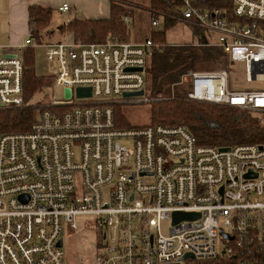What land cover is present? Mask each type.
<instances>
[{"label":"built area","instance_id":"built-area-1","mask_svg":"<svg viewBox=\"0 0 264 264\" xmlns=\"http://www.w3.org/2000/svg\"><path fill=\"white\" fill-rule=\"evenodd\" d=\"M199 1L181 0L180 21L208 42L183 46L218 50L219 67L177 86L185 100L248 113L264 130V86L230 80L264 85V0H233L230 16ZM123 23L128 36L102 43L29 37L0 48V111L27 106L28 49L45 50L54 91L30 132L0 136V264H264V142L222 151L184 126L120 128L116 106L166 100L145 97L161 45L133 41V21ZM177 214L199 217L175 223ZM81 233L87 257L72 250Z\"/></svg>","mask_w":264,"mask_h":264},{"label":"trees","instance_id":"trees-1","mask_svg":"<svg viewBox=\"0 0 264 264\" xmlns=\"http://www.w3.org/2000/svg\"><path fill=\"white\" fill-rule=\"evenodd\" d=\"M111 17L97 21H73L60 28L62 33H72L76 41L84 44L102 43L109 36L126 37L129 30L124 18L134 24L132 8L138 7L151 13L153 19H162L165 31L151 33L150 39L161 45L147 68V89L152 99H166L151 104L153 124L149 126H184L200 146L218 149L264 142V130L248 113L211 105L191 103L185 100L181 87L177 86L185 74L198 71L205 65H217L221 53L216 49L193 46H171L166 41V31L180 22L181 0H150L147 8L127 6L126 2L112 0ZM203 9H222L230 16L233 0H200ZM53 18L51 10L32 7L29 10V29L32 39L41 43L42 34ZM198 30V29H196ZM198 32H201L198 30ZM35 50L28 49L24 58L23 93L26 105L45 87L53 85L51 77H39L36 72ZM215 63V65H214ZM202 67V68H201ZM171 94V97L168 96ZM168 98V99H167ZM174 98V99H173ZM115 115L120 128H132L122 107L116 106ZM40 110L26 106L23 109L0 111V136L28 133L36 122Z\"/></svg>","mask_w":264,"mask_h":264},{"label":"rangeland","instance_id":"rangeland-1","mask_svg":"<svg viewBox=\"0 0 264 264\" xmlns=\"http://www.w3.org/2000/svg\"><path fill=\"white\" fill-rule=\"evenodd\" d=\"M129 0L124 1L127 3V6L134 5L139 6V8H147L149 6L148 0ZM133 10V17H134V24L132 25L130 29L131 33V39L133 41L142 42L145 39H148L151 37V33L153 31L155 32H163L165 31L164 22L162 19H158V25L156 27L152 26L153 21L156 19L152 18V15L150 12L138 9V7L132 8ZM61 23L54 21V24L49 27V29L45 30L42 34V45H52V44H58V43H65L64 39L61 35V31L59 30V25ZM166 41L168 45L171 46H180L187 44H198L203 42H208V35L203 32H198V30L192 29L188 24H185L183 22H179V24L166 31ZM35 50V63H36V72L39 77H45L48 78V67H47V61L45 57V50L43 48H36ZM224 61V60H223ZM226 63V60H225ZM217 64V63H216ZM228 64V63H226ZM215 65V63H214ZM219 65L213 66L211 65H205L202 69H199L200 71H214L215 69H218ZM231 83L236 84L238 86H241L243 88H262L263 84H253V85H247L245 83V76L236 73L230 77ZM181 90L186 87L185 85L180 86ZM53 85H51V88L45 87L42 90H40L39 93L36 94V96L33 97V99L29 102L31 108L40 110L41 106L47 105L46 103L50 101L53 98L54 91H53ZM145 97L150 99V93L148 92V89H146ZM171 97V94L168 96V98ZM167 98V99H168ZM151 100V99H150ZM190 102V101H189ZM193 103V102H191ZM202 104V103H199ZM207 105V104H205ZM40 107V108H39ZM122 107V112L126 116L127 122L132 126H148L150 124H153V120L151 117L152 114V106L148 103H141V104H130V105H124L120 106ZM39 113V112H38ZM36 114V116L38 115ZM163 232L165 235L169 233V225L165 224L163 228ZM100 236V235H99ZM91 237L87 236L85 233L79 234L78 238L76 239L75 246L73 247V251L77 253H82V256L87 257L88 252L84 251L85 248L88 246V244L91 242ZM66 245L68 246V240L66 239ZM67 250V247H66Z\"/></svg>","mask_w":264,"mask_h":264},{"label":"crops","instance_id":"crops-1","mask_svg":"<svg viewBox=\"0 0 264 264\" xmlns=\"http://www.w3.org/2000/svg\"><path fill=\"white\" fill-rule=\"evenodd\" d=\"M129 1V0H115ZM133 2H135L133 0ZM150 3L148 0L147 5ZM70 6L69 12H61L63 5ZM112 0H0V48H15L31 37L29 29V10L40 7L53 12L52 24L57 21L66 27L73 21H97L111 17ZM49 29V28H48ZM65 43L76 41L72 33H62Z\"/></svg>","mask_w":264,"mask_h":264},{"label":"water","instance_id":"water-1","mask_svg":"<svg viewBox=\"0 0 264 264\" xmlns=\"http://www.w3.org/2000/svg\"><path fill=\"white\" fill-rule=\"evenodd\" d=\"M140 72L142 70H139ZM66 96L67 98H70L71 97V91L70 90H66ZM144 95V92H140V93H136V94H127L126 96L127 97H132V96H143ZM77 96L78 98H88V97H91V91L90 90H84V89H79L77 91ZM222 151H229L228 148H224V149H221ZM199 217V215H196V214H177L175 215V218H174V222L175 223H179L183 220H187V219H197ZM62 246V243L60 242L59 243V247Z\"/></svg>","mask_w":264,"mask_h":264}]
</instances>
